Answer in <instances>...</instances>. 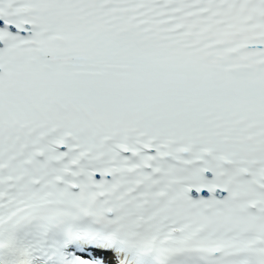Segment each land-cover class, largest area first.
<instances>
[{
    "label": "snow or ice",
    "instance_id": "6c2138e0",
    "mask_svg": "<svg viewBox=\"0 0 264 264\" xmlns=\"http://www.w3.org/2000/svg\"><path fill=\"white\" fill-rule=\"evenodd\" d=\"M4 264H264V0H0Z\"/></svg>",
    "mask_w": 264,
    "mask_h": 264
}]
</instances>
